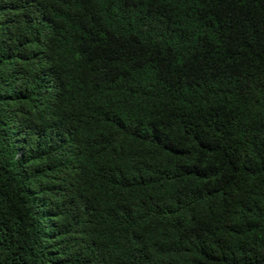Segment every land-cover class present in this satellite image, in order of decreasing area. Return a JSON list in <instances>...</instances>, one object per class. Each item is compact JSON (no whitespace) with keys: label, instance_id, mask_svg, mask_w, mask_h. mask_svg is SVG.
Returning <instances> with one entry per match:
<instances>
[{"label":"trees","instance_id":"1","mask_svg":"<svg viewBox=\"0 0 264 264\" xmlns=\"http://www.w3.org/2000/svg\"><path fill=\"white\" fill-rule=\"evenodd\" d=\"M0 264H264V0H0Z\"/></svg>","mask_w":264,"mask_h":264}]
</instances>
